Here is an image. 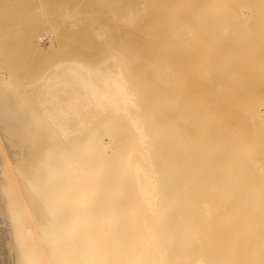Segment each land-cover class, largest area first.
<instances>
[{"label": "bare ground", "instance_id": "obj_1", "mask_svg": "<svg viewBox=\"0 0 264 264\" xmlns=\"http://www.w3.org/2000/svg\"><path fill=\"white\" fill-rule=\"evenodd\" d=\"M23 2L0 0V84L5 86L3 89L0 85V163H5L2 166L0 164V174L4 175L0 176V257L4 258L1 259L2 264H212L202 258L188 259V253L184 249L186 243L183 242L185 235L181 237L185 228L181 233V228L179 229L181 239L177 240L173 234L174 220L169 212L171 209L167 210L161 203L165 199L160 198L162 190L160 191L157 179L162 174V162L165 160L161 159L165 153L161 158L160 151L165 150L169 142L166 141L168 143L164 146L165 149L159 144L162 149L159 150L157 139L160 136L152 137L151 129L149 131L146 125L147 121L144 122L145 116L142 119L140 112L145 109L142 103L148 104L149 108V99L158 103L157 108L151 105V108L159 112L156 111V114L161 115L163 112V115L164 108L168 116L169 111L175 112L171 113L169 120L166 119V113L165 118H152L155 120L151 119V114L147 115L151 120L148 124L154 126L168 127L171 116L172 120L180 117L178 112L181 115L179 122L184 121L182 110L190 114L189 118L194 122L188 121L192 125L201 117L204 122L206 118L210 119L209 117L217 120V124L211 122L212 119L207 120L217 126V133H213L217 134V137L210 132L214 130V126H210L211 123L204 124L201 120L200 124L196 123L200 128L203 125L212 128L208 129L210 134L205 130V126L202 127V130L209 134L206 135L209 139L204 137L199 127V131L197 128L195 130L194 126L193 129L204 137L201 136L203 140L199 139L197 134L200 133L194 132L199 144L208 139L201 155L209 151L208 156L213 157L208 158L205 155L206 158L214 160L215 156L217 159L215 175L217 180L222 182V203L225 207H230L220 210L222 213L224 211V216L226 214L225 218L228 215L233 217L227 218L232 220L231 225L224 219L226 223L222 221L224 224L219 228L222 262L264 264V32L259 33L261 29L264 30V18L261 16L264 14V0H125L119 13L117 10L112 11L114 4H119L117 1L113 3L112 8L111 4L106 5L109 7L107 11L112 12H108L112 17L110 21L113 24L118 21L124 36L122 48L121 45L113 46H119V50L115 47L116 52L121 51L123 56H126L120 59L121 61L118 57V60L116 57L110 58L108 62L105 60L106 62L100 65L102 68L107 65L105 69L90 68L82 63L83 60L57 62L52 71H47L49 74L39 81L37 97L28 93L25 87L28 84L24 87L20 84L26 82H23L25 78H20L19 71L13 73V70L19 67L13 69L15 61L8 55L21 50L39 51L40 42L43 41L40 32L48 24L51 30L50 36L49 31L46 32V37H50L47 39L49 38L51 44L49 46H52L53 38L62 29L59 27L64 26V22L81 25V18L86 14L82 15L84 11H78L81 3L78 8L74 3L64 6L65 12L61 14V18L58 15V20H63L58 30L57 26H52L50 21L46 20L48 7L45 1L34 0L25 4ZM259 10L262 11L258 12ZM102 14L101 10L99 16L94 14L95 17L87 21L88 29L94 35L103 29L100 35L104 39V34L109 35V32L101 25ZM86 16L88 17V14ZM46 22L49 23L46 25ZM76 28L77 26H73V29ZM98 35L94 36L97 41ZM55 37L60 39L58 35ZM109 47L107 51L111 52ZM112 51L114 52L113 49ZM109 64L114 68L108 67ZM11 68L13 70H10ZM11 86L20 91L17 92L24 97L22 99L26 100L27 104H35H30L27 110H23L27 114L20 113L22 110L18 106L21 101L15 99L18 93L11 92L13 97L5 91ZM36 86L37 83L33 87L37 89ZM28 94L33 96H30L31 101ZM198 99L199 104L196 102ZM200 99L209 101V105L204 101V104L208 105L207 108H210L212 103L216 104L213 107L216 109L214 116L207 108L202 109L204 104L201 100L200 105ZM156 102H153V105ZM164 103H168V106ZM192 103L198 104L197 107L200 105L199 109L201 107L212 116L207 113V117L204 112L205 116L201 114L199 119H192L191 115H198L193 114L197 108ZM155 111L152 110V114ZM215 114L217 118H214ZM106 117H120L123 130H129L131 137L135 138L136 142L130 138L135 144L132 147L129 144L127 150L121 149V154L116 145L114 147H117V155L108 154L106 142L103 140L105 132L99 130L100 133L94 135L95 131H98L95 128L94 133L92 132V128L100 123V119ZM25 118H29L30 122ZM158 118L160 121L163 118L161 123L168 124L164 126ZM187 119L185 124L189 125ZM155 121L158 123L155 124ZM176 121L174 125L177 127L184 124ZM185 124L182 128L187 126ZM102 126L105 129L108 125L101 124ZM154 126L151 128H155L156 134L158 130L164 135L169 132L170 142H176L180 138L178 146L174 142L175 150L171 147L172 144L168 145L175 152L173 158L180 155L183 159L182 156L188 152L191 142L192 145L196 143L192 138L194 130L188 135L190 130L183 129L187 131L184 134L189 139L187 142L186 138V144L183 145L182 137L173 139L176 134L183 136V131L178 133L179 128L174 130L175 135L173 134L171 141L170 131L173 127H168L170 130L165 134L164 128L161 130ZM116 131L119 129H115V134ZM174 131L172 130V133ZM111 132L113 135V131ZM124 134L126 132L121 136ZM168 135L165 138L161 135V138L165 140ZM86 136L89 139H86ZM212 136L217 140L216 148L210 141ZM162 139L158 140L163 144ZM209 142L213 145L212 150L216 149V155L213 154L214 151L206 148H212ZM199 144L196 143L195 148L193 146L194 151L191 145L189 148L192 150L189 151L197 150L195 153H198V147H202ZM167 150L163 152L167 153ZM193 152L192 156L199 157L200 152L197 156ZM190 153L186 155L189 156ZM171 154L165 158L172 157L174 153ZM205 156H202V159H206ZM180 157H177L178 162ZM194 157H187L191 162H187V158L184 159L189 165L193 164L188 169L195 165L194 169L203 171V167L196 168L202 165L205 167V176H211L210 169L208 175L206 174V167H209L208 163L211 162H203L204 165L200 159V163L196 162L200 166H196V163H192L195 161ZM171 160L173 159L170 158L168 162L170 165L176 164L175 159L173 164ZM40 161L42 164H39ZM9 163H14L13 171ZM181 163L183 167L184 162ZM187 163H184L183 170L187 169ZM188 169L186 171H189ZM175 170H180L177 173L182 177L184 171L181 172L180 167ZM190 171L193 174L195 170ZM190 173H183L184 178L185 174L191 176ZM8 177L12 178L11 188L5 186L9 182ZM191 179H194V176ZM219 186L216 185L217 188ZM230 200L232 206L227 203ZM174 225L176 226L175 223ZM222 262L217 264H223Z\"/></svg>", "mask_w": 264, "mask_h": 264}, {"label": "rangeland", "instance_id": "obj_2", "mask_svg": "<svg viewBox=\"0 0 264 264\" xmlns=\"http://www.w3.org/2000/svg\"><path fill=\"white\" fill-rule=\"evenodd\" d=\"M22 1H24L23 3L25 4V3H29V2H33L34 0H32V1H29V0H22ZM43 1H45V4H46V7H48V11H47V16H46V20H48V21H50V24L52 25V26H57V29L59 30V28H62V29H60L58 32L59 33H57V35H58V37H60V39L59 38H56L55 36H57V35H55L54 36V38H53V45L52 46H49V45H51L50 44V41H49V36H50V30H51V28H49V22L47 23H45L46 25L48 24V26H44L45 28H43L42 29V31L40 32V35H43V41L42 42H40V50L39 51H33V52H28V51H25V50H21V51H17L18 52V54H17V52L16 51H14L15 53H13V52H11L8 56H9V58L11 59V60H13V61H15V65H13V69H15V67L17 68V67H19V69L17 68V70L15 69V70H13L12 68L10 69V70H13V73H18L17 71H19V75L21 76L20 78L21 79H23V78H25V80H23V82L24 81H26L25 83H22V82H20V84L22 85L23 84V87H24V85L25 84H28V86L26 85L25 87H26V90L28 91V93H31L32 95L34 94V96L35 97H37L38 95V93L39 92H37V90L38 89H40V87H39V81L43 78V77H45L47 74H49L51 71H52V69H53V65H55L57 62H60V61H66V60H78V61H81L82 62V60H83V62L82 63H84L85 65H89L88 67H90V68H94V69H98V67H100V65H102L103 63H105L106 61L108 62L109 61V59L110 58H115L116 57V59L118 60V58H119V60L121 59H123V57L124 56H126V55H124L123 56V54L121 53V51H119V52H116L117 50H116V48L118 49L119 48V46L117 47V46H113V45H121V47L120 48H122L123 47V42H124V36H123V33H121V29H120V27H121V23L119 22V25L120 26H118V21H114V24L110 21V20H112V17L111 16H109L108 15V12L110 11H107L108 10V8L106 7V5H110L111 7L110 8H112L113 7V3H115L116 1H117V3H119L118 5H115L114 4V6L115 7H113V12L115 11L116 12V10L118 11L117 13H119V12H121V9L124 7V4H125V0H123V1H121V0H43ZM61 1V2H60ZM83 1V2H82ZM36 2V1H35ZM49 2V3H48ZM108 2V3H107ZM121 2V3H120ZM72 3H74L75 5H77V8H78V6L80 5V3H81V5L79 6V10L78 11H84L83 13H82V15L83 14H88V17L86 16V15H83V16H85V17H82L81 19V21H82V23H81V25L79 24V25H75V24H73V23H71V22H64L63 23V20L61 19L60 21L58 20V18H59V16H60V18H61V14H63L64 12H65V8H64V6H68L69 4H72ZM107 3V4H106ZM259 3V2H258ZM123 6H122V5ZM56 7H58V8H56ZM120 5V6H119ZM50 6H51V8H50ZM63 8H62V7ZM62 8V9H61ZM117 8H119L120 9V11H119V9H117ZM58 9L60 10L59 12H58ZM260 9H262V8H260ZM67 10V9H66ZM101 10L103 11V14L101 15V17H100V19L102 20V24L101 25H103V28H105V31L106 32H109V35H108V33L107 34H104V36H105V38L103 39V36L101 37V35H102V32H103V29L101 30L102 32H97V34L95 33V35H94V33H91L90 32V30L88 29L89 28V24H88V19H90L91 17H95L94 16V14H99V12H101ZM62 11V12H61ZM262 10H259L258 12H261ZM51 12V13H50ZM109 13H112V12H109ZM48 15H50V16H52V17H50V16H48ZM59 15V16H58ZM91 15H93V16H91ZM108 15V16H107ZM261 15V14H260ZM53 16H54V18H53ZM99 16V15H98ZM103 16V17H102ZM119 16V17H118ZM117 17L120 19V15H118ZM261 16H263V18H264V14H262ZM260 16V17H261ZM47 17H49L48 19H47ZM105 17V18H104ZM106 17H107V19H106ZM116 17V16H115ZM51 18V19H50ZM53 18V19H52ZM253 18H255V17H253ZM262 18V17H261ZM55 22H54V21ZM56 20H58V22H56ZM264 20V19H263ZM52 21V22H51ZM54 22V24H52ZM116 22H117V26H116ZM64 24V26H66V27H64V26H62V27H59L58 28V26H61V24ZM73 24V25H72ZM110 25V26H109ZM51 26V27H52ZM73 26L75 27V26H77V28L76 29H73ZM105 26V27H104ZM107 26H109L110 28L109 29H107L108 27ZM111 26H112V29H111ZM114 26H116V27H114ZM72 28V29H71ZM114 28H115V31H114ZM116 28H117V30L118 29H120V30H116ZM71 29V30H70ZM89 30V31H88ZM109 30V31H108ZM112 32H111V31ZM48 31H49V33H48ZM120 31V32H119ZM256 31H257V29H256ZM262 31L264 32V30H260L259 31V33L261 32L262 33ZM45 32V33H44ZM46 32L48 33V35H47V37H49L48 39H47V37H46ZM111 32V33H110ZM254 32H255V29H254ZM253 32V33H254ZM258 32V31H257ZM119 33H120V36H118L119 35ZM62 34V35H61ZM89 34H90V36H89ZM99 34V35H98ZM101 34V35H100ZM97 36L98 35V37H97V39H98V41L96 40V37H94V36ZM107 35V36H106ZM100 36V37H99ZM111 36V37H110ZM61 37H63V38H61ZM65 37V38H64ZM87 37V38H86ZM91 37V38H90ZM94 37V38H93ZM121 37V38H120ZM55 38H56V40H55ZM68 41H67V40ZM99 39H102L103 41L101 42V41H99ZM121 39V40H120ZM106 40H108L106 43H105V41ZM112 40V41H111ZM87 41V42H86ZM97 41V42H96ZM109 41H111V42H109ZM122 41V42H121ZM116 42V43H115ZM75 43V44H74ZM83 43V44H82ZM90 43V44H89ZM78 44V45H77ZM104 44V45H103ZM80 45H81V47H80ZM108 45H110V47L108 46ZM55 46V47H54ZM58 47V48H57ZM64 47V48H63ZM69 47V48H68ZM86 47V48H85ZM107 47H109L108 48V50H110L111 49V52H113L112 51V49L114 50V52H113V54L111 53V52H108L107 51ZM111 47H113V48H111ZM116 47V48H115ZM115 48V49H114ZM119 48V49H120ZM85 49H87V50H85ZM88 49H90V50H88ZM118 49V50H119ZM89 51V52H88ZM107 51V52H106ZM102 52V53H101ZM124 52V51H123ZM104 53V54H103ZM108 53H109V55H108ZM111 53V54H110ZM106 54H107V56H106ZM116 54V55H115ZM11 55V56H10ZM104 55V56H103ZM112 55V56H111ZM119 55V56H118ZM81 57V58H80ZM100 57V58H99ZM105 57V58H104ZM118 57V58H117ZM104 58V59H103ZM107 58V59H106ZM87 59V60H86ZM95 59V60H94ZM84 60H86L85 62H84ZM100 60V61H99ZM106 60V61H105ZM120 60V61H121ZM87 61H88V63H87ZM90 61V62H89ZM93 61V62H92ZM93 64V65H92ZM111 64H109V66L108 67H110L111 69H113L114 67L111 65ZM94 66V67H93ZM97 66V67H96ZM9 68H10V66H8ZM107 67V65L106 66H104V68H102V67H100V69H105ZM113 67V68H112ZM9 70V71H10ZM15 71V72H14ZM47 71L49 72V73H47ZM11 72V71H10ZM21 72V73H20ZM12 73V72H11ZM45 73V74H44ZM23 75H25V76H23ZM45 75V76H44ZM23 76V77H22ZM20 79V80H21ZM1 81V80H0ZM2 82H5L4 80H2ZM37 83V89L36 88H34L35 87V84ZM34 84V85H33ZM0 85H2V83L0 84ZM4 85V84H3ZM1 86L3 89H5V86ZM34 86L33 88L32 87H30V86ZM30 88V89H28V88ZM39 87V88H38ZM1 88V89H2ZM6 88H7V86H6ZM10 89H11V91H10V89L9 90H5V91H7L9 94H11L12 95V93H15V94H17L18 92H20L19 90H17V88L15 89L13 86H11V87H9ZM14 88V89H13ZM19 89H20V87H19ZM23 89V90H22ZM21 90L23 91V93L25 92V90H24V88H22ZM32 89L34 90V91H36V93L34 92V91H32ZM14 91V92H13ZM18 91V92H17ZM21 91V92H22ZM12 92V93H11ZM27 94V93H26ZM26 94H25V96H26ZM19 95V93L17 94V96L15 95V99L17 100H19V108H21V110H22V112H20V113H25V114H27L26 112H23V110L24 109H28V107L30 106V104H27L22 98H24V97H21L20 95V97L18 96ZM23 95V94H22ZM29 95V94H28ZM27 95V96H28ZM13 97H14V95H12ZM31 95H29V98H30V100L29 101H31L32 100V98L31 97H33V96H31ZM26 98V97H25ZM35 99L36 98H34V102H35ZM27 100H28V98H27ZM150 100L151 99H149L148 101V103H151V105L154 107H156V105L158 104L156 101H153L154 103L156 102V104L155 105H153V102H152V100H151V102H150ZM201 100L202 99H200V105L202 104L201 103ZM198 101V104H199V99L198 100H196V102ZM203 101V104H204V101L206 102L207 100H202ZM196 102H194V103H196ZM212 102V101H211ZM29 103V102H28ZM146 103H147V101H146ZM182 103V102H181ZM194 103H192L194 106H196V108L197 109H195V108H193V106H192V108L193 109H195L193 112H195V113H193V112H191V113H193V114H198V115H196V116H194L193 117V115H191V117H192V119L193 118H197L198 117V119H199V117H201L200 115L202 114L203 116H205L204 114L206 113V116L207 117H209V113H211L213 116H214V114L213 113H216L215 111H216V109L214 108L213 109V107H215L216 106V104L215 103H212V104H214V106H212V104H211V107L210 108H207V106L209 105V101H207L206 103L208 104H204L203 106H202V109L203 108H207V110L209 111V113L208 112H205L204 110H202L201 109V107H200V109L197 107V105H195ZM3 104H6V103H3ZM22 104V105H21ZM165 104V103H164ZM177 104V103H176ZM26 105V106H25ZM144 105V107H145V109L143 108V110H145V111H143L142 110V112H143V114H142V112H140V114H141V116H142V119H143V116H145L144 117V122L145 121H147L146 122V125H147V128L149 129V131H150V129H151V131H150V133H151V135H152V137H154V135H156V137L158 136H160L158 139H162L161 137L162 136H164L163 138H165L168 134H169V132H168V130H170V129H167L168 127H170L169 125H171V124H173L170 128L172 129V127H173V131L174 130H176V128H179L178 129V133H180V131H181V133H182V131H183V136H182V134H179V135H177L176 134V137L175 138H173V139H176L177 138V136H179V137H182V140H183V142H182V144L184 143V140H186V138H187V142H189V139H188V137L187 136H185L186 134H184V133H186L187 131L185 130H183V129H186L187 128V130H190V132L188 131L187 132V134L189 133V134H191V131L192 130H196V128L197 127H199L198 125L200 124V120L201 121H203L202 120V117H201V119H199V121L198 122H196V120H195V123H193V125H192V123H190L188 120H191V118H189L190 117V114L188 115V114H186L183 110L181 111L183 114H184V117H188L189 119H187V121H188V124L189 125H192L191 127H190V129L188 128L189 127V125H187V123L185 124V118L184 117H182L183 119L182 120H184V121H181V122H179V120L181 119V115H180V112H178L179 114H177V112H176V114L177 115H179L180 117H176L177 119H175V118H173V120L175 119V120H177L176 122H178V123H180V124H183L182 122H184V124L185 125H187V126H185V128H182L183 127V125H179L180 127H181V129H180V127L178 126H176V125H174V124H176L173 120H172V116L170 117V121H171V123H170V121H168L169 120V116L171 115V113H175V112H171L170 113V111H169V116L167 115L168 113H166V108H164V109H162L165 113V115H167V118L166 119H168V120H165L164 119V121L166 122H169L170 124H168V123H161V121H163L162 119H161V121L159 120V118H158V121L161 123V124H163L164 126L166 125V124H168V127H167V125L165 126V128L162 126V127H158V126H154L153 124H148V123H151V120H150V118L147 116V115H149V114H151V119L152 118H157L158 116H161V117H164L165 118V116H164V114L162 115V113H161V115L159 114H156V111L153 109V108H151V105L149 106V108H151V110L149 109V108H147V106H148V104H143L142 103V106ZM165 105H167L168 106V103H166ZM182 105V104H181ZM21 106V107H20ZM23 106V107H22ZM31 106H35V104L33 105V104H31ZM37 106V105H36ZM158 106V105H157ZM18 108V109H19ZM23 108V109H22ZM157 108V107H156ZM155 108V109H156ZM171 109V108H170ZM173 109V108H172ZM171 109V110H172ZM179 109V108H178ZM178 109L176 110L175 109V111H178ZM200 110V112H197L196 113V111H199ZM210 109V110H209ZM212 109L214 110V112L212 111ZM25 110V111H26ZM146 110H150V112L153 110V111H155V116H153L154 114H152L153 112H148V111H146ZM159 110V109H158ZM174 110V109H173ZM172 110V111H173ZM206 110V111H207ZM168 111V110H167ZM211 111V112H210ZM158 112V111H157ZM189 112V113H190ZM202 112V113H201ZM205 112V113H204ZM159 113V112H158ZM209 115H208V114ZM145 114V115H144ZM186 114V115H185ZM22 115H24V114H22ZM173 115H175V114H173ZM188 115V116H187ZM212 115H210V116H212ZM217 114H215V117L214 118H217V116H216ZM147 116V117H146ZM176 116V115H175ZM175 116H173V117H175ZM183 116V115H182ZM24 117H26L25 115H24ZM109 118H111V117H109ZM109 118L108 117H106V119H104L103 118V120H102V118L100 119L101 121H104L105 123H101V121H100V123L101 124H103V125H108L109 126V128H107V127H105V129H104V127L102 128L101 127V124L98 122V125H95V127H93L92 128V132L94 133V131H95V129H98V131L96 130L95 132H96V134H94V135H97V133L99 132L100 133V131L101 132H105L104 134H105V137H104V135H103V140L106 142V152L108 153V154H110V155H117V152L119 151L120 152V154H121V149L123 150V149H125L126 148V150L129 148V144L131 145L130 147H132L135 143L134 142H136L135 141V138L134 137H131V132L128 130L127 131V129H126V131H124L123 130V125H122V119L120 118V117H114V119H116V120H114V119H112L111 118V120H109ZM145 118H148V119H145ZM179 118V119H178ZM195 118V119H196ZM210 119H205L206 121V124L208 123V121L207 120H211V122L212 121H214V123L215 124H217V120L215 121V119L213 120V118H211V117H209ZM108 119V120H107ZM203 119H204V117H203ZM25 120H26V118H25ZM28 120H29V118H28ZM28 120H26L27 122H30V120L28 121ZM106 120V121H105ZM118 120H120V121H118ZM152 120H155V119H152ZM157 120V119H156ZM109 121V123H107ZM111 121H114L115 123H111ZM150 121V122H149ZM158 121H155V124H157L158 123ZM173 121V122H172ZM117 122H119V123H117ZM191 122H194V121H192L191 120ZM205 122L203 121V123L205 124ZM211 122H209V123H211ZM153 123V122H152ZM159 123V124H160ZM177 123V124H178ZM196 123H199V124H196ZM203 123H202V125H203ZM208 123V124H209ZM158 124V125H159ZM119 125H122V126H119ZM149 125H152V126H149ZM197 125V126H196ZM212 125H213V123H211L210 124V126L212 127ZM153 126L154 127H158V128H164L163 129V133H165L166 134V132H168V134L167 135H164V134H162V133H160L159 132V130L157 131V134H156V131H154V129H152L153 128ZM193 126H194V129H193ZM201 126V125H200ZM203 126H205V125H203ZM202 126V127H203ZM210 126H208V125H206L205 126V130H208V129H210V130H212V128L210 127ZM214 127H213V129L214 130H212V131H210L211 133H212V135H214V136H216L215 134H213V133H217L216 131V129H217V126L216 125H213ZM215 126H216V129H215ZM98 127V128H97ZM99 127L100 128H102V129H99ZM111 127V128H110ZM152 127V128H151ZM202 127L200 128L201 130H202ZM95 128V129H94ZM117 128V130L119 129V131H120V134H119V131H116V134H115V129ZM120 128H121V130H120ZM175 128V129H174ZM108 129V130H107ZM111 129V130H110ZM161 129V130H162ZM204 129V128H203ZM100 130V131H99ZM105 130H107V131H105ZM123 130V131H122ZM167 130V131H166ZM172 130L170 131V133L172 134L171 136H170V140L171 141H173L172 139H171V137L173 136L174 137V135H175V131H174V133H172ZM193 131V133H192V135H194V132L196 133L197 131ZM197 130H198V128H197ZM205 130H202V134L204 135V137L205 138H208V136L206 137V135L208 134V133H206V131ZM111 131H113V135L111 134L112 132ZM199 131V130H198ZM203 131H205L204 133H203ZM90 132V131H89ZM110 132V133H109ZM124 132H126V134H124L123 136H125V137H123V136H121V134L122 133H124ZM127 132L129 133L128 135H127ZM154 132V133H153ZM160 133V135H159V133ZM177 132V131H176ZM207 132H209V130L207 131ZM209 132V133H210ZM93 133H91V134H93ZM110 135H109V134ZM197 133H200V132H197ZM197 134V135H199L200 137H198L199 139L201 138L202 139V137H203V135L202 134ZM206 133V134H205ZM210 133V134H211ZM107 134V135H106ZM114 134H115V136H114ZM117 134L119 135V136H117ZM174 134V135H173ZM188 134V135H189ZM90 135V134H89ZM99 135V134H98ZM162 135V136H161ZM170 135V134H169ZM169 135H168V137L164 140V139H162V141H163V144L162 143H160L159 141H161V140H158L157 138V141H158V149L160 148L159 147V144H161L162 146V148L163 149H165V147H167L166 149H168L167 151L168 152H170V151H172V152H170V153H174L173 155H172V157H169L168 156V158H165V156L166 155H169L170 153H166V152H163V151H166V149L165 150H163L162 152L160 151V153H161V158H162V156H164L163 154L165 153V156H164V158H162L161 160H167L166 161V163H164V162H162V165H163V170H165V171H163L162 169H161V172L160 173H162L161 174V178L159 177V179H157V184H158V186L160 187V191L162 190V193L160 192V194H162V195H160V198L163 200V199H165V200H163V202L161 201V199H160V201H161V203H163L164 204V206H166V209L168 210H170L171 209V211H169L170 212V216H172V218H173V220H174V222H173V224H172V228H173V230L175 231H173V234H175L174 236L177 238V240H179V239H181V237H184V235H185V238H184V240H183V238H182V240H183V242H185L186 244V246L184 247V249H186V253H188V255H187V257H188V259L189 260H194V259H197V258H202V259H204V260H206L207 262H209V263H212V264H217V263H221L222 262V260H223V251H222V247H221V238H220V233H221V229H219V228H222V226H223V224L224 223H226L225 221H223L224 219L225 220H228L227 218H230V216L228 215V217H226L225 218V216H226V214H225V216L223 215L224 214V211H223V213L221 212V210H223V208L225 209H229L230 207H225L224 206V204L222 203L223 201H222V195H224V194H222L223 193V191H220L222 188H221V186H222V184L220 185V183H222V182H219L218 180H217V176L215 175L216 174V171H215V169H216V167H217V165H216V158H215V156H214V160L212 159H207L206 158V156L208 157V158H212V157H209L208 156V152L207 153H203V155H201V153H202V148L204 147V146H207L206 144H208V139H205V140H207V142H205V140L204 141H202V142H204V143H202L201 142V140H200V142L202 143V145H201V143L199 144L197 141H198V138H197V136H196V134L192 137V135H190L192 138H193V140H195V142L197 143V144H199L200 145V147L201 148H199L198 147V153H195V152H197V150L195 151V152H193L195 149H193V146H194V148H195V144H193L192 145V142H191V145H192V149H193V153H194V155L196 154V156H197V154H199V152H200V155H198L199 157H194V156H192L193 154H192V152L191 151H189V149L190 150H192L191 148H189L188 147V152L190 153V155L189 156H187L189 153L188 152H186V151H184V152H186V154L184 153V152H180L182 155L183 154H185V156H182V158L183 159H181V157H180V155H179V153H178V155L179 156H177V157H180V163L183 161L185 164L188 162V161H190L191 162V157L193 158L194 157V159H195V161L194 162H192V163H196V162H199L200 163V159H202L205 155V158L207 159V161H206V159H202L201 160V164H204L205 165V163H203V162H211V163H208V165H210L209 167L207 166V164H206V174L208 175V173L207 172H209V169L212 171V173H211V171L209 172L210 174L209 175H211V176H205V167L204 166H202L201 165V167H196V168H201L202 169V167L204 168L203 169V171H201L200 169L199 170H197V169H194L195 167V165L194 166H192L193 167V169H192V167L190 168L191 170H195V171H197V173H201V174H203L204 173V175H201V174H195L196 172L194 171V175L193 174H191L190 172V169H188L189 167H190V165H193V164H191L190 162V165L188 164V165H186V166H188L187 167V169L190 171H186L185 170V168H184V170L182 169L184 166H185V164L183 163V167H182V163H181V166H180V163L178 162V159H177V157L175 156V158H173L174 157V155H175V152L172 150V148H169L170 146H168L169 145V143H170V145H171V147H175L176 145H175V143L177 144V143H179L180 141V138H178L177 140L178 141H173V142H170L168 139H169ZM181 135V136H180ZM209 135V134H208ZM88 136V135H87ZM86 136V139H89L88 137ZM91 136V135H90ZM93 136V135H92ZM100 136V135H99ZM99 136H96V137H99ZM110 136H114V137H110ZM127 136H129V137H127ZM189 136V137H190ZM196 136V137H195ZM202 136V137H201ZM211 136V135H210ZM108 137H110V139L108 138ZM117 137V138H116ZM121 137V138H120ZM185 137V139H183ZM203 137V138H204ZM217 137V136H216ZM215 137V138H216ZM111 138H113V139H115V140H113V139H111ZM130 138L132 139V140H134V142L132 141L131 142V140H130ZM211 138H213V136L211 137ZM116 139H118V140H116ZM123 141H122V140ZM197 139V140H196ZM203 140V139H202ZM117 143H116V142ZM120 141H121V144H120ZM128 141H130V142H128ZM164 141H165V143H164ZM166 141H168V142H166ZM210 141H212V143H213V145L215 146V148L217 147L216 145H217V140H215L214 138L213 139H211ZM214 141H215V143H214ZM114 142V143H113ZM123 142V143H122ZM126 142H128V144L126 143ZM153 142H154V140H153ZM175 142V143H174ZM124 143H126V144H124ZM166 143H168L167 144V146H165L166 145ZM193 143H194V141H193ZM206 143V144H205ZM111 144V145H110ZM184 144H186V143H184ZM183 144V145H184ZM211 144V142H209V145ZM113 145V146H112ZM118 146V151H117V147H114V146ZM120 145V146H119ZM179 144H177V146H178ZM213 145L211 144L210 145V147L212 146V148L210 149L209 148V146L208 147H206L207 149H209V150H212V149H214L213 148ZM165 146V147H164ZM197 146V145H196ZM124 147V148H123ZM205 148V149H206ZM169 149H170V151H169ZM196 149H197V147H196ZM159 150H162L161 148L159 149ZM174 150H175V148H174ZM187 150V149H186ZM204 152H206L205 150H203ZM212 151H214V150H212ZM212 151H210V153H212ZM215 151H216V149H215ZM215 151L213 152V154H215L216 155V153H215ZM116 152V153H115ZM209 153V154H210ZM119 154V153H118ZM119 154V155H120ZM211 155V154H210ZM190 158L189 160H188V158ZM203 156V157H202ZM187 158V160H186V158ZM217 157V156H216ZM170 158L171 159H173V160H171L172 161V163L171 164H173L174 162V159L176 160V164L174 163L173 165H170V163H168V162H170ZM199 158V159H198ZM184 159L187 161V162H185L184 161ZM203 160H205V161H203ZM193 161V160H192ZM214 161V163H212ZM41 162V161H40ZM161 163V162H160ZM179 163V165H177ZM1 164V166L2 165H4L5 163H0ZM10 164V166H12V171H13V167H14V163H9ZM39 164H42V162L41 163H39ZM197 164V163H196ZM165 165V166H164ZM170 165V166H169ZM174 165H176L175 166V169H178L179 167H180V169H181V172L182 171H184L183 173H186V172H188V173H190L191 174V176L193 177L194 176V179H191L192 177L191 176H189L190 178H188V176L185 174V178H184V174L182 173V177H181V174L180 173H177V172H180V170L179 171H176L175 169H174ZM41 166V165H40ZM172 166V167H171ZM179 166V167H178ZM196 166H200V164L198 165H196ZM4 168H5V166H3ZM166 168H168V169H166ZM30 169V168H29ZM174 169V170H173ZM159 171H160V169H159ZM172 171H174L173 173H172ZM186 171V172H185ZM199 171V172H198ZM165 172V173H164ZM170 172L172 173V174H170ZM174 173H176V174H174ZM1 174H2V176H1ZM0 174V176L1 177H3L4 175H3V173H1ZM42 174V172L40 173V175ZM170 174V175H169ZM180 174V175H179ZM12 175H13V173H12ZM165 175H167V177H165ZM173 175V176H172ZM177 175H179V177H177ZM200 175V176H199ZM13 176H15V174L13 175ZM195 176H197L196 178H195ZM168 177H169V179H168ZM173 177V178H172ZM174 177H176V178H174ZM6 178V177H5ZM187 178V179H186ZM7 179H9V177L7 178ZM162 179H165V180H162ZM219 179V178H218ZM12 178L11 179H9V182H7V184L5 185L6 187H9V188H11V186H12ZM217 181V182H216ZM3 182V181H2ZM5 183H6V181H5ZM4 183V184H5ZM217 183H219V184H217ZM216 185H220L218 188L216 187ZM163 188V189H162ZM1 192V191H0ZM131 197H132V195H131ZM231 198V197H230ZM229 198V199H230ZM236 199V198H235ZM167 201V202H166ZM164 202H166V203H164ZM232 201L230 200V202L228 201L227 203H230V204H228V205H230V206H232L231 203ZM169 203L171 204V205H169ZM166 204V205H165ZM227 204H226V206H228ZM235 204H233V206H234ZM171 208H170V207ZM223 206V207H222ZM233 208V207H232ZM221 209V210H220ZM225 211H227V210H225ZM176 217V218H175ZM178 219V220H177ZM230 219H233V217L232 218H230ZM177 221V222H176ZM222 221L224 222V223H222ZM232 221V220H231ZM231 221H227V223L228 222H230L229 224L231 225L232 223H231ZM234 221V220H233ZM174 223L176 224V226L174 225ZM180 224V225H179ZM174 226H175V228H174ZM177 226H178V230H177ZM181 228V230H180V233L182 232V230H183V232H185V233H179V229ZM189 228V229H188ZM188 229V230H187ZM176 230L178 231V232H176ZM218 230H220V231H218ZM187 231V232H186ZM177 233V234H176ZM179 235V236H178ZM180 235H181V237H180ZM178 236V237H177ZM220 240V241H219ZM0 249H1V247H0ZM0 252H1V250H0ZM1 259L3 260L4 258L3 257H0V261H1ZM3 263V261H1V263L0 264H2ZM223 264H224V262H222Z\"/></svg>", "mask_w": 264, "mask_h": 264}]
</instances>
